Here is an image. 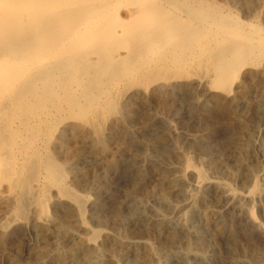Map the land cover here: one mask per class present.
Wrapping results in <instances>:
<instances>
[{
	"label": "bare ground",
	"instance_id": "6f19581e",
	"mask_svg": "<svg viewBox=\"0 0 264 264\" xmlns=\"http://www.w3.org/2000/svg\"><path fill=\"white\" fill-rule=\"evenodd\" d=\"M226 1L242 10L245 18L223 4ZM260 18L264 19L261 0H0V248L19 233L33 230L40 234L42 229L55 226L58 230L57 226H62L68 230L61 234V243L69 256L60 257L58 262L119 264L121 259L126 263L128 252L134 253L139 242L124 241L117 232L90 225L92 221L96 222L93 225L104 222L94 210L101 204L100 195L108 188V181L96 179L91 184V195L85 191L81 194L75 188L83 180L72 170L66 171L64 160L57 156L67 154V140L75 139L90 144L89 150L104 156L109 168H117L122 161L131 163V169L124 173L133 191L125 193L123 205L120 202L115 206L112 201V213L114 217L130 218L132 228L162 230L161 220L160 224L150 225L135 218L139 207L134 204V190L144 179L143 168L134 164L129 148L120 145L109 151L107 139L114 138L115 127L118 131L125 128L132 117L129 106L136 98L204 92L212 97L198 103L202 110H209L211 102L217 109L230 112L241 100L240 93L264 72V25L258 22ZM160 122L166 119L156 117L152 124ZM230 131L229 127L225 134ZM187 140L201 147L206 143V139L194 137ZM187 170L192 187L185 186L184 176L162 178L167 188L184 195V208L194 202L196 191L219 185L226 212L237 215L245 229L264 241V225L257 221L254 209L242 203L251 202L252 191L247 188L235 193L221 178H210L192 164ZM243 172L244 180L253 181L255 172L250 166L244 164ZM163 195L169 194L163 191ZM62 210L65 216L59 223ZM70 217L74 219L72 230L65 222ZM183 217L178 221L181 227ZM222 223L226 228L227 224ZM142 245L151 256L150 244ZM116 246L128 250H118V256ZM165 254L169 257L167 251ZM54 262V257L42 256L38 263Z\"/></svg>",
	"mask_w": 264,
	"mask_h": 264
},
{
	"label": "rangeland",
	"instance_id": "374dc122",
	"mask_svg": "<svg viewBox=\"0 0 264 264\" xmlns=\"http://www.w3.org/2000/svg\"><path fill=\"white\" fill-rule=\"evenodd\" d=\"M261 1L264 2V0ZM223 4H226V6L230 9L233 7V6L231 7L232 4L228 3L227 1L226 3L223 2ZM231 10L238 12L239 14L242 13V10L234 9V7ZM243 14L244 13L240 15L242 16ZM242 17L245 18V14ZM253 18L254 17H250L251 20ZM258 22L264 25L263 18L258 19ZM263 73L264 72L262 71L261 74L259 75L261 76L259 77V80L249 85L250 87L248 86L246 92L242 94L240 93L241 100L236 102L231 107L230 112L229 111L224 112L217 109L215 107V104L211 102H210L209 110L206 111L202 110L198 105V103L205 101L208 98L210 101L212 97L210 94L209 95L207 94L208 95L207 96L206 94H204V92H192V93L183 92L184 94L182 92H179V93L171 94L166 97H160L158 95H156L155 97L147 96L142 100L136 98L134 102L131 104V106H129V112H131L132 119L130 118L124 129L118 131L119 127H115V130L113 131V134L115 133L114 138L112 140L107 139V143L110 142L108 145L109 151L110 149L112 150L113 148L119 149L120 145H121L120 148L127 147L130 149L132 156L134 157L133 158L134 164L140 165L143 168L144 179L140 183V185H138V187H135L134 190L135 195L137 196L136 198H134L135 200L137 199L136 200L137 203L134 204H136L139 207V212L137 213V215L140 216L141 214L142 218L139 216L137 217V215L135 216V218L141 220V222H145L146 220L145 223H149L150 225H152V222L153 225L155 223L160 224L162 222V224H160L162 226V230L160 231H157L155 228L152 229L150 227L149 230H146L145 228L141 230L140 228L139 229L136 228L138 230L137 232L135 229L136 226L132 228L133 225L130 224L129 221L130 218L127 217L128 219L127 218L124 219L116 216L114 217V213H112L114 212L116 203L120 204L121 202V205L125 203L124 202L126 201L125 193L133 191V188L131 187L132 184L130 185V182L127 179H125V174L132 167L131 163H129L130 164L129 165L128 162L124 161L126 166H128L126 167L122 161L121 163L122 165H118L117 167L118 169L114 167L109 168V166L106 165V158H104V156L96 155V154L95 156L92 150L91 151L89 150L91 149L90 144L86 145L87 142L86 144L85 143L81 144L79 141H75V139L67 140L68 148L66 149L65 152H68L69 154L68 153L67 154L70 155L71 157L65 153L66 157L65 155L63 156L58 155L59 157L57 156V158L60 161L64 160L63 165L66 166L65 168L66 171L72 170L74 173L79 175L80 179L84 181V182L82 181L83 184L75 188V190L78 189L79 191L78 190L76 191H78L81 194H85L89 192L87 194L91 195L90 194L92 193L91 186L94 183L92 181L102 178L108 181V188L106 190H103L100 195L102 199L100 202L101 204H98L97 208L94 210V213L98 211L96 214L97 215L99 214L101 215L102 218H104V222H103L104 225H102L103 223H101V225L100 224L93 225V222L95 221L91 222L88 220L89 223L91 222L90 224L91 227L97 230L105 229L107 231H112V232L114 231L115 233L117 232L120 238L123 239L124 241L133 240L135 242H139L140 244L137 247L138 249H136L134 253L131 251L128 252L129 257L126 260V263L125 261L120 259L119 264H124V263L125 264H129V263L130 264H264L263 239H260L261 237H259L255 232H251L245 229L244 227L245 225H243L245 223L243 222L241 223L237 215L226 212L227 205L223 198V193H222L223 190L219 185H213L205 189L203 188L204 190L196 191L193 200L194 202H192L190 206L188 205V207L184 208L185 206L183 203L184 195L180 192H174L169 188H167V186L165 185L166 183L164 184L163 182L165 181V179H162L164 177L171 178L175 176H184L186 179L185 186L192 187L191 185L193 184V181L192 179L189 180L190 179V176L188 175L189 173H186L188 172L187 168L189 164H192L194 166H197L199 169H202L204 172L206 171L205 172L206 175L210 178L212 177L221 178L222 181L227 183L232 189V191L235 193L237 192L242 193L243 192L242 189H244L245 191V189L247 190L248 188V190L252 191L251 202L250 203L242 202V203L245 207L247 206L252 207L254 209V214L255 217L257 218V221L262 225H264V179H263L264 178V79H263L264 74ZM245 96L246 98L249 97L248 100L245 98ZM233 107L234 109L232 110ZM156 117H164L166 119V122L153 123L154 124L153 125L152 121ZM236 117L238 118L236 119ZM126 127L129 129H127ZM229 127L231 128V131H233V133L231 134L230 131V134H225ZM123 130L124 132L122 133ZM108 132L109 131H107L106 133ZM118 132L121 133L119 134ZM129 132L130 133L132 132L131 133L132 135ZM188 137L206 139V143H204L203 144L204 146L201 147L194 142L192 143L189 142L187 140ZM166 138L168 140L165 142ZM173 138L175 139L174 141ZM180 138L182 141L180 140ZM122 139L123 141H121ZM124 143L128 145L126 146L124 145ZM179 145H181L182 147ZM193 151L194 153H192ZM110 155L111 153L108 155V157ZM178 156L183 160L180 159ZM68 157L71 159L69 160ZM135 157L136 158L138 157L137 160L135 159ZM65 159H68L69 162ZM65 161L67 163H65ZM242 164L250 166L254 170L255 176H253L254 178L252 179L253 181L249 180V178H247L246 180L243 179L242 174H244V172H243ZM123 169L125 171H123ZM119 174L122 176H120ZM230 175L231 176L233 175L232 176L233 178ZM110 181H112L111 184ZM127 184L129 186H127ZM83 191H85V193H83ZM163 191L164 193L169 194L168 197H164ZM104 194L109 197L105 196ZM115 197H117L118 199L116 198L114 200ZM105 198H109V201L108 199H106L107 201L106 200L104 201L103 199ZM112 201L113 202L115 201L114 202L115 204ZM113 204L115 206H113ZM179 209L180 211L182 209L183 210L180 212ZM61 212L59 215L60 217L58 219L59 223L62 220V218L65 216L64 210H62ZM110 214L112 215L110 216ZM182 217L184 218L183 219L184 224L181 227L178 225V221ZM70 218H71L70 220L65 222L69 223V224L67 223L68 224L67 227L72 230L74 227L72 228L71 226L70 228V224L72 225L74 224L71 222L73 217ZM222 222H225L227 224L226 228L223 227ZM228 222H230L231 224H229ZM97 223L99 222L97 221ZM57 227L58 230L55 228V226H54L55 229L53 227L52 229L51 228L42 229L40 230V234L38 233L39 231H33V230H28L27 232L19 233L16 236L17 238L15 237L11 239L8 242V244L5 245L6 247L3 246L4 248L3 247L0 248V264H39L38 262H40L42 256L43 257L52 256L56 259V262H54V264L57 263L63 264L62 260L59 262L57 260L60 257L61 259H63L69 256L68 249L61 243L63 240L61 234L64 235L67 234L68 230L66 227H62V226H57ZM34 232H36V234ZM143 238L144 240H142ZM1 243L2 241L0 240V246H2L3 244ZM144 243L150 244L152 258L149 252L146 251V249L144 250L145 247L142 245ZM117 247L118 246H116V248ZM118 250H120L122 253L124 252L123 250L127 252L128 249L126 247L124 248L119 247L117 248V251ZM120 251H118V256H120L121 254L119 253ZM165 251L168 252L169 257L165 256L166 255ZM53 253L57 256H55ZM44 254L47 255L45 256Z\"/></svg>",
	"mask_w": 264,
	"mask_h": 264
}]
</instances>
